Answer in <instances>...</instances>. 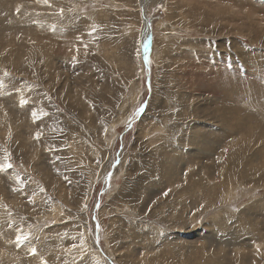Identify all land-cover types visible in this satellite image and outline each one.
<instances>
[{"label":"rangeland","instance_id":"374dc122","mask_svg":"<svg viewBox=\"0 0 264 264\" xmlns=\"http://www.w3.org/2000/svg\"><path fill=\"white\" fill-rule=\"evenodd\" d=\"M8 163L0 264H264V0H0Z\"/></svg>","mask_w":264,"mask_h":264},{"label":"snow or ice","instance_id":"6c2138e0","mask_svg":"<svg viewBox=\"0 0 264 264\" xmlns=\"http://www.w3.org/2000/svg\"><path fill=\"white\" fill-rule=\"evenodd\" d=\"M45 2H47V0H45ZM22 103H25V101H22ZM33 116L35 117L36 116V113H33ZM39 135V134H37ZM12 167V165L10 163L8 164H2L0 165V172H3L5 171L6 169H10ZM29 239V236L28 235H25V234H20L16 237V240L19 244H23L25 243L27 240ZM36 250L33 248L32 249V253L35 254Z\"/></svg>","mask_w":264,"mask_h":264},{"label":"bare ground","instance_id":"6f19581e","mask_svg":"<svg viewBox=\"0 0 264 264\" xmlns=\"http://www.w3.org/2000/svg\"><path fill=\"white\" fill-rule=\"evenodd\" d=\"M142 3H143V2H142ZM146 24H147V23H146ZM145 29H146V32H145V35H146V34H147V32H148L147 25H146ZM247 100L249 101V100H250V98H249V99H247ZM247 100H246V101H247ZM248 101H247V102H248ZM250 102H251V101H250ZM258 102H259V101H258ZM258 102H257V103H258ZM262 104H263V101H262ZM199 105H200V104H199ZM229 105H230V104H229ZM229 105H228V106H229ZM230 120H231V118H230ZM229 129H230V128H229ZM231 131H232V130H231ZM198 154H199V153H198ZM188 158H189V157H188ZM208 158H209V157H208ZM193 160H194V159H193ZM206 160H207V159H206ZM186 161H187V160H186ZM172 162H173V161H172ZM187 163H188V162H187ZM168 164L171 166V164H170V163H168ZM222 164H223V163H222ZM231 164H232V163H231ZM176 166H177V165H176ZM215 167H216V166H215ZM212 168H213V167H212ZM222 169H223V168H222ZM172 171H173V170H172ZM220 171H221V170H220ZM222 171H223V170H222ZM173 176H174V175H173ZM215 176H216V175H215ZM215 176H214L213 178L216 180ZM208 178H210V176H207V179H208Z\"/></svg>","mask_w":264,"mask_h":264},{"label":"water","instance_id":"95a60500","mask_svg":"<svg viewBox=\"0 0 264 264\" xmlns=\"http://www.w3.org/2000/svg\"><path fill=\"white\" fill-rule=\"evenodd\" d=\"M146 47V42L144 43V41H143V48H145Z\"/></svg>","mask_w":264,"mask_h":264}]
</instances>
